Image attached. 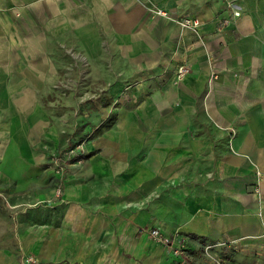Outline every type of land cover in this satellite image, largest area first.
<instances>
[{
	"label": "crops",
	"instance_id": "1",
	"mask_svg": "<svg viewBox=\"0 0 264 264\" xmlns=\"http://www.w3.org/2000/svg\"><path fill=\"white\" fill-rule=\"evenodd\" d=\"M235 2L236 17L226 0H0V104L44 78L61 46H79L97 69L126 60L132 75L155 77L102 151L67 174L63 202L19 216L22 249L43 264L172 263L141 224L187 244L264 251V0ZM181 16L201 21L200 38ZM142 197V208L126 206Z\"/></svg>",
	"mask_w": 264,
	"mask_h": 264
},
{
	"label": "rangeland",
	"instance_id": "2",
	"mask_svg": "<svg viewBox=\"0 0 264 264\" xmlns=\"http://www.w3.org/2000/svg\"><path fill=\"white\" fill-rule=\"evenodd\" d=\"M60 49L66 55L55 57L42 73L44 78L34 82L26 78V93L19 90V94L5 95L7 101L0 104V264L48 261L27 253L16 241L19 216L30 209L47 211L63 202L67 174L102 151L101 137L117 129L120 114L132 116L135 104L143 99L137 86L146 78H155L132 75V62L126 60L120 68L105 62L104 70L97 69L92 57L77 45ZM10 81L15 90L17 80ZM57 187L59 195L55 194ZM144 204L142 197L126 206L142 208ZM147 228L137 224L136 233L146 234ZM194 240L190 244L183 241L180 255L170 252L175 257L170 264H264V251L256 242L235 246L229 245L235 240Z\"/></svg>",
	"mask_w": 264,
	"mask_h": 264
},
{
	"label": "built area",
	"instance_id": "3",
	"mask_svg": "<svg viewBox=\"0 0 264 264\" xmlns=\"http://www.w3.org/2000/svg\"><path fill=\"white\" fill-rule=\"evenodd\" d=\"M226 7L228 8V10H230L232 17H236L240 14V10L237 8V4L235 3L234 0H226ZM156 12L164 16H167V12L164 10L157 9ZM230 17L219 19L218 22L221 25L227 24L231 20ZM176 22L182 28H188V29L193 30L199 37L197 28L200 25V20L197 17L181 16L179 18H176ZM189 70H190V66L188 63L183 62V63L178 64L175 68L176 78L180 80L189 72ZM60 193H61V190L59 187H57L55 194L59 195ZM144 232L153 241L164 245L169 250V252H171L172 254L178 256L183 252V247H184L183 238L175 239L173 236H167L163 234L156 227H150V228L144 229Z\"/></svg>",
	"mask_w": 264,
	"mask_h": 264
}]
</instances>
